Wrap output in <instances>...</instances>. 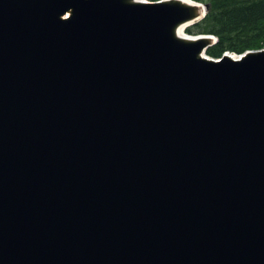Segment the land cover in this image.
I'll return each instance as SVG.
<instances>
[{"label": "water", "instance_id": "obj_1", "mask_svg": "<svg viewBox=\"0 0 264 264\" xmlns=\"http://www.w3.org/2000/svg\"><path fill=\"white\" fill-rule=\"evenodd\" d=\"M190 1L0 0V264H264V49Z\"/></svg>", "mask_w": 264, "mask_h": 264}, {"label": "trees", "instance_id": "obj_2", "mask_svg": "<svg viewBox=\"0 0 264 264\" xmlns=\"http://www.w3.org/2000/svg\"><path fill=\"white\" fill-rule=\"evenodd\" d=\"M194 1L208 5V11L186 33L217 38V42L207 49L208 56L220 59L226 52L241 55L264 49V0Z\"/></svg>", "mask_w": 264, "mask_h": 264}, {"label": "bare ground", "instance_id": "obj_3", "mask_svg": "<svg viewBox=\"0 0 264 264\" xmlns=\"http://www.w3.org/2000/svg\"><path fill=\"white\" fill-rule=\"evenodd\" d=\"M134 1V0H133ZM136 1H144V0H136ZM179 2L185 3V4H189L190 6H194V7H198L196 4H194L193 2H191L190 0H176ZM191 23H183L181 25H179L176 29H175V34L178 38L183 39L185 41H195L200 39L199 37L196 36H189L187 35L185 32L186 30L189 28V25ZM203 39L205 40H213L211 37H203Z\"/></svg>", "mask_w": 264, "mask_h": 264}, {"label": "rangeland", "instance_id": "obj_4", "mask_svg": "<svg viewBox=\"0 0 264 264\" xmlns=\"http://www.w3.org/2000/svg\"><path fill=\"white\" fill-rule=\"evenodd\" d=\"M186 33V32H185ZM187 34V33H186ZM187 35H189V36H192V35H190V34H187Z\"/></svg>", "mask_w": 264, "mask_h": 264}]
</instances>
